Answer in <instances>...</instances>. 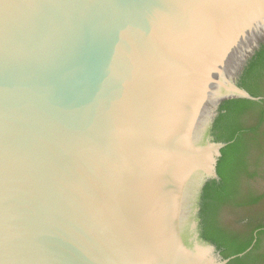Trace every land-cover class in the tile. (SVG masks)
Instances as JSON below:
<instances>
[{
    "label": "water",
    "instance_id": "95a60500",
    "mask_svg": "<svg viewBox=\"0 0 264 264\" xmlns=\"http://www.w3.org/2000/svg\"><path fill=\"white\" fill-rule=\"evenodd\" d=\"M264 0H0V264H227L199 203Z\"/></svg>",
    "mask_w": 264,
    "mask_h": 264
},
{
    "label": "trees",
    "instance_id": "16d2710c",
    "mask_svg": "<svg viewBox=\"0 0 264 264\" xmlns=\"http://www.w3.org/2000/svg\"><path fill=\"white\" fill-rule=\"evenodd\" d=\"M237 85L258 101L222 103L211 127L226 144L206 182L198 228L227 264H264V45L247 63Z\"/></svg>",
    "mask_w": 264,
    "mask_h": 264
}]
</instances>
